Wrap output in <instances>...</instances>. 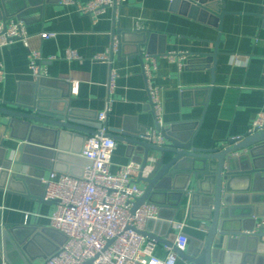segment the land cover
<instances>
[{
    "label": "crops",
    "instance_id": "0c3cea01",
    "mask_svg": "<svg viewBox=\"0 0 264 264\" xmlns=\"http://www.w3.org/2000/svg\"><path fill=\"white\" fill-rule=\"evenodd\" d=\"M38 1L32 0L36 5L24 10V19L12 15L6 20L24 21L31 36V47L43 56L41 73L52 81L49 90L56 92L59 98L62 94L69 95L70 107L95 126L99 122L97 114L111 100L106 120L109 128L123 125L130 130L154 128L150 84L162 89L164 124L199 122L194 144L198 148L223 149L233 138L249 133L258 113L264 112V0H222L226 14L221 32L180 13L181 8L175 9L172 0H126L117 9L108 8L97 22L89 15L79 13L74 6L58 2L38 5ZM79 1L85 3L88 0ZM10 2L7 5L12 6L13 11L17 9L15 3H20L18 0ZM115 24L124 30L147 31L154 35L150 46L153 52L145 53L143 63L134 55L135 41L126 43L121 56L111 54V63L95 60L97 54L109 50L113 35H117ZM44 31L56 32V36L42 39L39 33ZM219 33L215 80L212 82L210 68L199 60L204 53L215 50L214 42ZM68 49L75 50L80 58L67 59ZM0 64L4 70L0 80V100L27 99L35 76L29 68L28 49L23 42L16 40L0 48ZM112 70L117 77L110 90L108 83ZM72 79L80 82L77 95L71 94ZM208 86H211L209 96L202 89ZM116 141L113 172L132 161L127 156V143ZM151 155L155 156V153ZM64 162L73 175L81 174L82 162ZM143 178L146 176L139 175L137 180L144 195L148 184ZM145 201L149 202L148 199ZM0 208L4 212V221L47 226L55 205L3 190L0 191ZM189 208V204L182 206L173 221L187 222L185 232L190 243L191 238L201 240L206 237L208 222L193 217ZM165 209L169 213L170 208ZM27 212L31 215L26 220ZM203 224L206 229H201ZM153 229L165 240L174 233L172 226L171 231ZM160 244L157 252L164 255L163 244ZM34 264H45V260L38 258ZM177 264L191 263L178 256Z\"/></svg>",
    "mask_w": 264,
    "mask_h": 264
},
{
    "label": "water",
    "instance_id": "95a60500",
    "mask_svg": "<svg viewBox=\"0 0 264 264\" xmlns=\"http://www.w3.org/2000/svg\"><path fill=\"white\" fill-rule=\"evenodd\" d=\"M10 1L0 0V21L12 15L24 19V10L36 5L32 0H18L20 3H15L17 9L13 11L7 5ZM58 1L39 0L38 5ZM172 5L181 8L180 13L221 32L226 14L222 0H172ZM115 32L119 40L118 56L131 41L136 42L134 55L142 63L145 53L152 54L154 35L150 32L124 30L116 24ZM219 41L220 33L214 42L215 50L204 53L199 60L210 68L212 82ZM38 74L27 99L0 100V191L15 192L42 203L45 201L41 179L45 172L55 170L73 175L64 161L89 164L80 154L86 138L98 133L102 123L95 126L83 120V115L70 107L69 95L62 94L59 98L49 90L51 79ZM202 89L209 96L211 86ZM154 128L162 133L164 146L143 140L140 134L146 128L130 130L123 125L109 129L110 136L127 143V156L141 164V175L154 157L152 171L143 178L148 184L145 193L133 204V211L146 199L159 206V218L149 220L143 234L172 246L174 233L165 240L153 228L171 231V221L182 206L189 204L192 216L208 222V229L204 239L191 238L187 251L176 249L180 257L191 264H264V233L249 234L256 219L264 216V124L238 139L233 138L221 150L194 145L199 132L196 121L165 128L155 120ZM153 152L155 156L151 155ZM166 207L170 208L169 213ZM3 213L0 208V264L46 260L67 241L65 234L50 225L15 224L4 221Z\"/></svg>",
    "mask_w": 264,
    "mask_h": 264
},
{
    "label": "built area",
    "instance_id": "2783aa9c",
    "mask_svg": "<svg viewBox=\"0 0 264 264\" xmlns=\"http://www.w3.org/2000/svg\"><path fill=\"white\" fill-rule=\"evenodd\" d=\"M126 0H59L58 3L74 6L81 14H87L97 22L108 8L117 9ZM56 36V32L39 33L42 39ZM31 36L28 34L24 21L5 20L0 22V48L9 46L20 40L28 49L29 68L35 78L41 72L42 54L31 47ZM119 51L118 35H113V42L106 52L97 54L98 61L111 63V54ZM175 55V54H171ZM176 56V55H175ZM66 57L69 60L79 59L77 52L68 49ZM149 77L147 68L145 70ZM3 67L0 64V80L3 77ZM109 79V89L113 90L117 74L112 70ZM71 94L79 93V80H70ZM149 99L156 122L163 123L162 89L149 85ZM111 108L108 100L105 109L97 114L102 123L98 133L89 135L80 156L90 161L83 166L79 176L59 173L50 170L41 179L44 185L42 199L52 202L55 208L49 215L50 226L67 236V241L59 250L45 260V264H84L93 259V264H177L178 252H185L189 245V236L185 232L187 222L176 220L171 222L176 235L173 245L163 244L164 255H159L161 245L155 239L143 234L149 220H157L159 206L152 202H144L135 211L133 204L143 195V188L137 178L141 175V164L130 161L121 165L117 171H112L113 153L117 146L115 138L109 135L106 124ZM264 124V112H259L253 124V129ZM252 129V131H253ZM140 137L157 146H164L166 141L162 133L155 128H149ZM235 137L234 139H238ZM154 158H150L142 175L148 176L153 168ZM30 213L25 214L26 220ZM255 228L247 233H264V216L260 217ZM206 224L201 229H206ZM206 231V230H205Z\"/></svg>",
    "mask_w": 264,
    "mask_h": 264
}]
</instances>
